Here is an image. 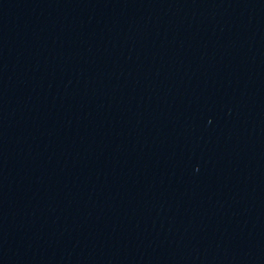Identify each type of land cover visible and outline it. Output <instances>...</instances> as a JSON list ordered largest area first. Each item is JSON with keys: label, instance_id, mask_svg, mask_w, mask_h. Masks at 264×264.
Here are the masks:
<instances>
[{"label": "water", "instance_id": "1", "mask_svg": "<svg viewBox=\"0 0 264 264\" xmlns=\"http://www.w3.org/2000/svg\"><path fill=\"white\" fill-rule=\"evenodd\" d=\"M0 264H264V0H0Z\"/></svg>", "mask_w": 264, "mask_h": 264}]
</instances>
